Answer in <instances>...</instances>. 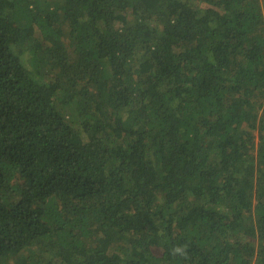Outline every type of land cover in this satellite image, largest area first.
I'll list each match as a JSON object with an SVG mask.
<instances>
[{
	"label": "trees",
	"instance_id": "trees-1",
	"mask_svg": "<svg viewBox=\"0 0 264 264\" xmlns=\"http://www.w3.org/2000/svg\"><path fill=\"white\" fill-rule=\"evenodd\" d=\"M0 264H264V0H0Z\"/></svg>",
	"mask_w": 264,
	"mask_h": 264
}]
</instances>
